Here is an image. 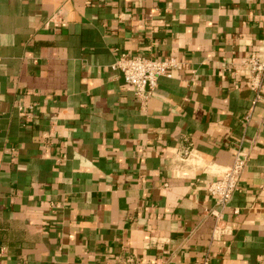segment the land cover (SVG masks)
<instances>
[{
    "label": "crops",
    "instance_id": "obj_1",
    "mask_svg": "<svg viewBox=\"0 0 264 264\" xmlns=\"http://www.w3.org/2000/svg\"><path fill=\"white\" fill-rule=\"evenodd\" d=\"M257 54L264 0H0V264H264ZM123 55L178 67L142 103Z\"/></svg>",
    "mask_w": 264,
    "mask_h": 264
},
{
    "label": "built area",
    "instance_id": "obj_2",
    "mask_svg": "<svg viewBox=\"0 0 264 264\" xmlns=\"http://www.w3.org/2000/svg\"><path fill=\"white\" fill-rule=\"evenodd\" d=\"M243 66L250 74L249 89L258 91L264 76V55L257 54L250 57L243 62ZM114 67L120 72L124 83L130 86L134 96L144 103L153 94L158 80L163 77L169 78V71L177 68L178 64L173 58L154 60L142 56L129 58L123 55ZM245 165V156L239 151L236 152L232 164L222 169L218 177L205 186V191L215 199L218 206L224 208L230 203ZM214 216L219 221L220 217ZM117 264H140V261L133 257H126ZM198 264H207V259Z\"/></svg>",
    "mask_w": 264,
    "mask_h": 264
}]
</instances>
